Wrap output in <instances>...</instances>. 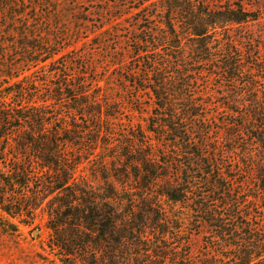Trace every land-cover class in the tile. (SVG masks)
<instances>
[{"label": "trees", "instance_id": "obj_1", "mask_svg": "<svg viewBox=\"0 0 264 264\" xmlns=\"http://www.w3.org/2000/svg\"><path fill=\"white\" fill-rule=\"evenodd\" d=\"M133 1L129 13L145 20L128 25L126 51L103 56L119 100L100 95L98 77L71 71L86 51L67 56L63 72L51 70L58 83L47 92L32 74L0 82V211L25 226L45 212L52 264H264V94L224 95L228 108L205 92L245 74L251 85V71L264 72L259 59L244 63L228 30L258 17L241 4ZM103 34V43L116 42L117 32ZM45 54L37 62H57ZM80 66L98 73L90 61ZM127 107L147 115L145 128L129 116L124 141L104 143ZM212 107L233 118L224 149ZM72 110L81 123L66 122ZM92 155L103 187L77 176Z\"/></svg>", "mask_w": 264, "mask_h": 264}, {"label": "rangeland", "instance_id": "obj_2", "mask_svg": "<svg viewBox=\"0 0 264 264\" xmlns=\"http://www.w3.org/2000/svg\"><path fill=\"white\" fill-rule=\"evenodd\" d=\"M205 1L217 6L227 3L241 4L246 11L258 17L256 21L240 26L233 25L228 30L238 40L246 65L256 64L259 61L264 62V0ZM134 6L133 0H0V82H14L17 79L13 76L19 75L18 78H23L32 74L34 78L44 81L42 88L47 92L51 85L58 83L56 74L49 75L51 70L58 68V71L63 72L64 69H60V64L67 56L76 51H86L87 57L83 61L75 59L70 62L71 71L73 70L72 72L76 74L87 73L92 79L98 77L102 87L100 95H106L110 101L119 100V87L111 79L112 69L103 56L107 50L121 52L130 47L131 43L127 40L128 25H131V22L137 18L145 20L144 12L136 16L129 13L130 8ZM147 25H149L147 21H142V26ZM107 31L113 34L118 33L115 34L116 37L114 36L116 42L111 41L112 37H109L110 41L103 43L106 39L103 33ZM248 39H251L252 43H247ZM39 50H44V52ZM45 53L57 54L55 57L57 62L47 67L37 62L48 58L49 55ZM87 61L97 66V75L93 74L89 68L80 66L82 62ZM251 72L255 77L251 85L245 84L250 80L249 75L245 74L233 86L215 88L209 85L205 92L213 94L228 108H234V106L223 98L224 95L233 93L246 96L253 93L262 96L264 94V72L255 70ZM89 88L96 90L97 87L92 84ZM61 104H65V101ZM51 106L64 114L68 111L66 107L58 106V104ZM212 110L216 117L212 125L213 137L217 140V145L224 149L228 146L226 142V138L229 137L226 132L228 131L227 123H231L233 118L226 110L217 112L214 107ZM71 112L73 115H67L66 122L69 124L71 117H74L77 123H81L76 112L73 110ZM124 115L126 117H123L121 121H111L113 134L109 138H103L104 143L124 141L123 136L131 132L127 127L129 116H133L131 119L134 123L139 121L145 128L146 114L140 115L127 107ZM228 149L226 152H230ZM98 152H101L100 148ZM240 154L241 151L240 153L236 151L231 156L237 159ZM97 157L99 162L100 156ZM94 158L96 157L92 155L83 160L77 176L94 186L103 187L104 182L100 169L97 168L95 162L97 160L92 161ZM46 223L47 215L42 211L37 212L31 226L22 225L0 211V264H52V260L58 263L47 245L50 232ZM13 225L17 226L15 230H13ZM202 241L203 234L192 237L195 251L202 245Z\"/></svg>", "mask_w": 264, "mask_h": 264}]
</instances>
